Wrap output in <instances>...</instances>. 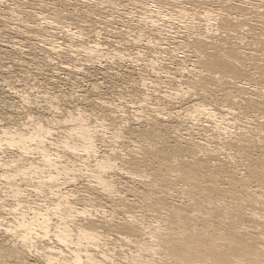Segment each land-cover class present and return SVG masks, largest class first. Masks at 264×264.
<instances>
[{
  "label": "bare ground",
  "instance_id": "6f19581e",
  "mask_svg": "<svg viewBox=\"0 0 264 264\" xmlns=\"http://www.w3.org/2000/svg\"><path fill=\"white\" fill-rule=\"evenodd\" d=\"M5 1L22 15L33 9L43 31L59 26L60 17L67 21L61 26L67 45L44 42L48 55L43 61L49 64L52 54L74 49L101 60L98 42L75 46L73 40L89 29L98 36L102 26L84 28L83 23L107 7L165 38L146 39V55L153 59L148 70L137 73L134 91L152 114L136 117L134 128L115 125L113 113L121 107L96 99L86 101L108 111L105 116L114 125L94 118L92 123L81 110L75 116L67 111L58 125L62 130L55 132L54 117L41 120L45 112L58 110L53 105L42 108L41 119L29 113L30 123L4 126L0 120V264H229L230 258L235 264H264V0H52L51 16L41 11L44 0ZM129 28L116 27L114 34L129 38L142 29ZM8 32L26 35L19 27ZM136 38L132 43L140 42ZM163 42L174 52L166 55V63H160L167 50ZM17 44L0 45V58L18 73L24 62L16 57L25 54ZM137 55L112 50L105 58L122 65L140 63ZM28 93L2 85L0 113L20 114V102L32 104ZM246 117L253 119L242 124ZM187 124L213 131L214 141L190 135ZM132 135L143 141L136 144ZM154 137L162 140L153 142ZM106 139L119 145L99 151ZM128 141L136 144L131 145L135 151H125ZM80 178L86 184L78 183ZM215 178L223 185L210 183ZM254 178L262 181L252 190ZM138 195L151 199L138 207L135 199L130 201ZM154 207L161 213L148 228L144 214ZM202 222L210 225L204 229ZM216 240L224 243L216 245ZM121 254L123 262L113 259L118 255L121 260Z\"/></svg>",
  "mask_w": 264,
  "mask_h": 264
},
{
  "label": "rangeland",
  "instance_id": "374dc122",
  "mask_svg": "<svg viewBox=\"0 0 264 264\" xmlns=\"http://www.w3.org/2000/svg\"><path fill=\"white\" fill-rule=\"evenodd\" d=\"M5 2H4V0H0V45H5V44L8 45V44H17L18 43L17 47L19 48V50L21 49L22 53H24L25 55L22 54L24 57L22 55L16 57L17 60H20V61L23 60V62H24L22 69L18 70V73H17V70H15L11 66V63H9L10 61H8V60L5 61L2 58H0V87L4 84H7V85L9 84L11 87H13L17 90H21L25 93L29 92L28 94H30V97L32 98L30 100V103H32L31 104L32 106L30 104L23 105L20 102L18 104L19 108L21 107L20 108V114L19 113H11L9 111L8 112L3 111L2 113H0V115H1L0 120L2 121L1 125L5 124L4 126H11V125L15 124V122H17V121H18L17 122L18 124L30 123L29 121L31 119L28 118V116L30 115L29 113H31V112H32V114L30 116H34L33 119H36V117L39 118V116L41 119L42 115H43V112H42L43 109L42 108L45 109V107H49L47 105H51V106L53 105L56 108L58 107L57 108L58 110L57 109H56L57 111L53 110L54 111L53 112V111L48 109L49 111L45 112L46 115L44 114L45 117L42 118L41 120H43V119L45 120L46 118H49V117L50 118L54 117L56 119V121H55V119L53 118L54 122H56L55 123L56 125L54 124V126H53V130H55V132H59V130H62V127L60 128V127H58V125L59 124L61 125L62 122H60V121H64L63 119H65L67 117L68 112H70L71 114L74 115V114H77L78 110H81L82 112H84V114H87L86 116H88L89 121H91L92 123H94V121H95L94 119H96V120L102 119L105 121V123L109 124V122H111V121L108 120V118H109L108 116H105V114H109V112L108 111L105 112V111H103L97 107H96L97 108L96 109V108H94V106H91L88 103V101H86V100L90 101L91 99H93V100L96 99L98 101L102 100V101L108 102L110 104L112 103L113 105H116L119 108L121 107L120 111H119V109H117L118 111L116 110L115 113H113V115H116V117H117V120L115 121V125L117 123H118V125H120V124L122 125L124 123V124L130 125V126L132 125L131 127L134 128L137 126V124H135V123H137V121H136L137 118L141 119V117H146L149 114H152L150 112V110L148 109V105L144 106L142 103L143 101L140 102L141 97L137 93L135 94L134 87H137L139 85L138 83L140 82V79H139V76L137 73H140V71L148 70V59L153 57V56L149 57V55H146V54H148L147 53L148 52L147 51L148 45L146 44V41L148 40V36H153L154 38H157V36H158V38L156 40H161L162 38H165V37H163L165 35L160 36L157 33H155V35H154V33L151 34V32L148 31V25H146L147 26L146 27L144 22H139L137 18L130 19V18H126L124 16L122 17V14L124 13L123 11H121V10H117V11L115 10L114 11V9H112V7H107L105 9H101V12H98V14L100 13L99 16L96 17V15L94 16L92 14V15H90L91 19H88L89 17L87 18V22H89L90 20H93L95 22L91 21L89 23H87V22L83 23L84 28L85 27L91 28L90 26L93 23H94L93 24L94 26H97V25H99V27L102 26L103 30L99 32L98 36L95 32H93V33L89 32V30H91V29H89V30H85L86 32L84 31L85 32V35H83L84 37L75 38V41L72 39L75 46H78L79 44L84 45V46H91V44L93 45V42H95V43L98 42L99 43L98 49H100L99 52L102 51L101 53L103 54L101 60L96 59L97 56L95 54H92L94 56H92V55L87 56V54H84L81 51H76V49L72 48L75 51L70 50L71 53L64 52V53L52 54L50 57V64H49L46 60L43 61L45 59V57L48 55V54L45 55L43 53L44 46L45 47L47 46V45H44V42L48 44L49 41L55 40L57 44L60 42L61 43L64 42L63 44L67 45L68 42L70 41L68 39L69 37L66 35L64 36V34L62 32L63 28L61 29V26H64L62 24V22H65L64 24H67V21H63V19L60 17L57 19V21L61 20L60 21L61 23L59 22L60 25L58 24L59 26L56 25V27H54L55 24H54V26H49V27L45 26L46 28L47 27L48 28L46 29L44 27V31H43V27L37 25V24L41 23V20L39 22L38 17L32 16L31 11L33 9L27 8V10H25V12L23 11L25 14L23 13V15H22L21 13H18V12H20V9H18V8L15 9L14 6L13 7L10 6L11 2H7V1H5ZM52 2H53L52 0H51V2H50V0H44L42 3H39V5H41V4L43 5L41 11H43V12L45 11L46 12L45 14L48 13L51 16V13L52 14L54 13V11L51 8ZM124 5L123 6L127 7V8L129 6L126 3H124ZM47 6H49V7H47ZM26 13H27V15H26ZM53 15H52V17H54ZM109 18H110V20H108ZM111 19L112 20L114 19V20L112 21ZM21 22H23V23H21ZM35 23H36V25H34ZM86 24H87V26H86ZM76 25L79 26L80 23H76ZM31 26H33V27L36 26V29L38 27H39V29H41V28L42 29L36 30L34 28H31ZM115 26L119 30H120V28H125V27L129 28V26H130L129 29H132V30H138V28L141 29V27H142V29H141V31L138 30L136 32L129 33V35H131V36H129V38H127L128 36H126V37L123 36L120 39V38L116 37L114 34V31H119V30H115V28H116ZM10 27H19L22 31H25L26 35L19 37V36L13 35V34H9L8 29ZM143 28L144 29L147 28V29L143 30ZM54 31H56V33H54ZM30 33H32V34H30ZM142 33H144L145 35ZM41 34H43V35H41ZM31 35L33 38L31 37ZM45 36L48 38V40L45 38ZM135 36H137V38ZM51 38H52V40H51ZM132 38H136V40H140V42L139 41L138 42L133 41V43H132V40H131ZM17 39L20 41H18ZM129 42H131V43H129ZM138 43H140V44H138ZM165 45H166V42L165 43L163 42L162 47H164V48L169 47L168 45H166V46ZM20 46H21V48H20ZM22 46H23V48H22ZM146 46H147V48H146ZM33 48H34V50H33ZM1 49H2V47L0 48V50ZM130 49L131 50L134 49V50L131 51ZM40 50H42V51H40ZM112 50L120 51L121 53H124V54L128 53L132 57L136 56L140 52V54H139L140 56L137 55V57H139V59H140V61H139L140 63H125L122 65L113 64L110 62V60H111L110 58L106 59L108 57L107 54L111 53ZM144 50H146V52ZM130 51L133 53H131ZM167 51H169V49L165 50V53H161V56H160L161 62L160 63H166L165 59L173 56L174 52L169 51L167 53ZM170 52L172 55H170ZM135 53H136V55H135ZM73 54H75V55H73ZM167 54L170 56L167 57L166 56ZM76 55H77V57H76ZM143 55H145L144 57H142L144 60L141 58V56H143ZM163 58H164V60H163ZM158 62H159V58H158L157 63ZM78 63H80V64H78ZM110 64H112V65H110ZM113 65H116V66H113ZM10 67H12V68H10ZM62 68H64V70ZM54 70L56 73L55 75L51 73V71L53 72ZM134 73H135V76H133ZM47 80L49 82H47ZM56 82H58V83H56ZM47 83H50V84H47ZM53 85H55V86H53ZM44 93H46V94H44ZM45 95H47V96H45ZM48 97H50V98H48ZM82 98H84V99H82ZM27 106L30 107L29 110H28ZM38 106H40L41 108H38ZM30 109H33L34 111L30 110ZM137 112H138V114H137ZM3 113H6V114H3ZM47 113H49V114H47ZM11 114H13V115H11ZM97 116H99V117L97 118ZM2 117L3 118L6 117L7 119L5 118L3 120ZM12 117H13V119H12ZM246 118H247V120H246ZM246 118H244L246 122L243 121L244 119L242 120L244 123H242V121H241L242 124H245V123L247 124L248 123L247 121H250L251 119H253L252 117H246ZM248 118L250 120H248ZM7 121H9V122H7ZM41 123H42V121H41ZM110 124L114 125V122H111ZM187 125H188V127H187ZM187 125H186V128L188 129V133H190V135H192V136L194 135L195 137H197L203 141L208 139L206 141L209 142L210 139H213V136H215V133L213 131H211L212 133H209V132L204 133L203 129L201 128L202 126H197V128L196 127H194V128L190 127L189 128V124H187ZM109 127L112 128V126H108V128ZM184 131H186V130H184ZM186 133H187V131H186ZM206 135L207 136L212 135V136L208 138ZM108 136L109 135H107V137ZM203 136H204V139H202ZM132 137L133 138H131V139L133 141L136 140L137 143L139 142V140L143 141L142 140L143 138L142 137L140 138V136H138L136 138V137H134V135H132ZM158 138L159 137H154L153 139L151 138V140H153V142H159L162 140L161 137L159 139ZM136 141H134V142L136 143ZM211 141L213 142L214 139ZM128 142L129 143L128 144L126 143L125 147H123L125 149V151H130V150L135 151L136 150L135 147H132V146H136L137 143L136 144L131 143V145H132L131 146L130 141H128ZM114 143L115 142H113L112 139L111 140L106 139V142H104L103 144L99 143V145H98L99 151H102V150L105 151V149L109 150L110 148L116 147L119 145L116 143L114 145ZM112 144H113V146H111ZM210 145L212 147V146H214V143H212ZM261 153L264 155V150H262ZM223 156H224V154L220 156V159L224 158ZM154 159H157V157H155ZM91 164H93V163H91ZM164 172H165V170H164ZM216 179H217V181L215 182ZM78 180H79L78 183L86 184L85 183L86 179L82 180L80 178ZM215 180H213V179L210 180V183H216V185H223V181L220 178H215ZM261 181H262V179H260V178L251 179L249 182V188H251L252 190L255 188L257 189L258 188L257 184H259ZM208 184L209 183H207L204 180V185L207 186ZM80 195H82V194H80ZM129 198H131V196ZM134 199H135L134 202L137 203L135 206L142 207V205L144 203H146L147 200L149 201V199H151V198H150V195H148V196L138 195L136 198H131L130 201H133ZM190 209L191 208H189V210ZM140 210H142V209H140V208L137 209V211H136L137 215L141 214ZM150 212L151 211H149V212L146 211L144 214L145 226H148V228H151L154 226V218H152V217H154L155 214H157L156 212H159V214L161 213V211L157 210V208L154 209L155 213L154 212L150 213ZM152 213H154V214H152ZM214 215L216 216V213ZM205 223H206V225H205ZM208 225H210L209 222H202V224L201 223L199 224V227L203 226V228L205 229V227ZM238 227L240 228V226H238ZM239 232L242 233L241 229L239 230ZM254 234H252V235L254 236ZM255 238H257V237H255ZM216 241H213V243H215L216 245L224 243L223 241H219V240H216ZM108 247L110 248V246H108ZM102 249L104 250V248H102ZM124 251H125V253H127V251L125 249H124ZM202 251H204V250H202ZM120 253H118V254H120ZM205 254H206V252L204 251V252H201L199 255L200 256L199 261L201 263H203V261H204L203 259L205 257L204 256ZM123 255L124 254H121L119 257V258H121V260L117 259L118 255H115V257L113 259L120 262V261H122ZM201 256H203V257H201ZM230 260H231L230 261L231 263H229V264H235L236 259L230 258ZM239 261H243V258H240Z\"/></svg>",
  "mask_w": 264,
  "mask_h": 264
}]
</instances>
